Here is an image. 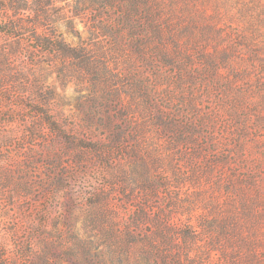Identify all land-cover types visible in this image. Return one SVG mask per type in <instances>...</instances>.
I'll list each match as a JSON object with an SVG mask.
<instances>
[{
	"label": "rangeland",
	"instance_id": "1",
	"mask_svg": "<svg viewBox=\"0 0 264 264\" xmlns=\"http://www.w3.org/2000/svg\"><path fill=\"white\" fill-rule=\"evenodd\" d=\"M53 15L86 65L0 33V264H170L178 221L218 264L209 233L234 216L264 264V0Z\"/></svg>",
	"mask_w": 264,
	"mask_h": 264
},
{
	"label": "trees",
	"instance_id": "2",
	"mask_svg": "<svg viewBox=\"0 0 264 264\" xmlns=\"http://www.w3.org/2000/svg\"><path fill=\"white\" fill-rule=\"evenodd\" d=\"M58 2L61 0H0V33L17 40L24 37L39 52L55 59L77 61L86 65L87 59L82 47L70 46L59 39L56 33L53 9ZM27 11L29 13L25 15ZM228 223L225 219L213 221L215 231L209 234L216 235L209 236V239L211 243L216 242L218 245L215 248L212 245L211 248L205 247V251H218V264H254L258 260L257 253L252 250L254 244L251 237L255 233L241 230L242 225L236 216L232 218L231 228ZM201 229L202 225L192 226L179 221L169 227L170 235L167 239L175 243L174 247L177 249L170 264L194 263L190 254L195 240L203 232Z\"/></svg>",
	"mask_w": 264,
	"mask_h": 264
}]
</instances>
